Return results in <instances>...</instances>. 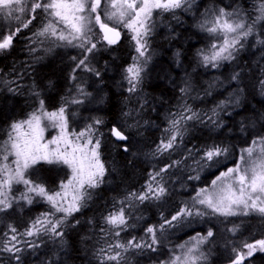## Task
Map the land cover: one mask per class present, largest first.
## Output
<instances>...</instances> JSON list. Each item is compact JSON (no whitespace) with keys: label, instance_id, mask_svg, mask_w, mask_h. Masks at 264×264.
Instances as JSON below:
<instances>
[{"label":"trees","instance_id":"1","mask_svg":"<svg viewBox=\"0 0 264 264\" xmlns=\"http://www.w3.org/2000/svg\"><path fill=\"white\" fill-rule=\"evenodd\" d=\"M253 2L254 0H195L187 10H178L173 16L166 15V20L158 27L159 34L156 33L159 35L154 42L156 56L153 63L146 65L142 82L135 93L127 91L129 85L125 79V68L132 53L124 45L127 42L122 40L112 46L98 45L99 51L95 53L93 64L100 71V77L87 72L77 73V82L89 94L86 98H81L91 107L74 114L79 104L69 105V112L73 114L69 129H83L94 118L104 120L105 123L100 127L104 133L102 159L108 169L104 183L94 190L88 206L75 214L74 220H79L80 223L65 230L66 243L63 247L47 236L39 239L24 237L39 247L27 248L20 245L25 248L20 254L21 264H97L94 251L104 243L100 235L102 217L114 208L118 209L119 201L129 192L141 190L154 169L173 160H183L181 166L170 169L166 174L170 195L164 201L145 202L129 210L132 216L129 220L131 227L121 233V239L126 241L133 236L147 239L145 229L150 225L158 226L161 223V213L165 217L174 214L198 188L208 186L219 171L224 170L225 166H231L239 149L249 145L258 135L264 134V87L260 83L264 80V44L257 43V35L249 37L236 60L225 62L219 68L202 66L196 55L200 48L209 43L206 34L197 28L206 10L219 7L229 10L240 8L251 17L255 15ZM39 19L37 15L33 25L14 38L12 47L0 52V139L11 122L25 118L37 106L36 97L31 95L34 85L45 99L48 110L58 108L76 95L74 82L69 79L74 66L70 58L78 56L79 50L67 49L65 55L63 52L55 53L54 63L29 62L32 42L27 37L36 30ZM3 23L9 22L6 20ZM1 28L4 29V25ZM257 33L264 39V27L258 25ZM170 38L172 39L165 44ZM237 72L240 79L233 81L231 77ZM5 79H9L10 87L16 89L11 95H6L4 90ZM49 81L54 82L52 87H49ZM186 83L190 85V91L182 94L180 89ZM236 96L239 97L238 104L230 103L227 108L218 109V117H213L222 126L217 127L207 121V116L212 115V109L221 101H229ZM185 104L200 113L205 123L191 121L190 126L188 122L182 144L171 154L154 157L152 153L156 145L162 138H166L165 129L169 127V119L172 114L179 113ZM75 116L82 117L83 122H76ZM114 125L121 127L129 135V152L122 151L120 145L124 142L113 140L110 129ZM212 145L228 147L232 154L228 160L221 157V164L205 167L199 172V180H189V176L197 174L193 169L199 171L195 161ZM187 149H192L191 156ZM185 157L188 158L184 159ZM67 176L66 166L53 163L38 165L36 175L32 178L43 183L48 190H54ZM48 208V204L34 201L30 206H14L13 210L0 213V240L5 239L4 233L8 232V225L15 226L19 233H23L30 222ZM245 219L250 221L249 218ZM244 220H224L213 216V223L206 225L169 228L161 237L162 243L156 252L129 251L126 254V264H159L160 261H166L171 255V249L177 250V245L183 244L197 232L205 234L210 227L215 233L213 239L222 232L220 236L227 243L224 250L228 252L226 257L211 258V264H229L232 256L230 242H253L262 239L260 236L264 235V229L259 234L250 233L242 225ZM233 226H238L239 232L235 235L227 230ZM0 264H16V261L8 253L0 252ZM244 264H264V253L257 251Z\"/></svg>","mask_w":264,"mask_h":264},{"label":"snow or ice","instance_id":"2","mask_svg":"<svg viewBox=\"0 0 264 264\" xmlns=\"http://www.w3.org/2000/svg\"><path fill=\"white\" fill-rule=\"evenodd\" d=\"M190 7L191 0H0V20L16 24L8 34H0V52L9 50L14 38L33 25L38 12L45 16V22L33 33L36 38L33 43L37 40L41 44L50 41L52 47L47 49L49 52L55 48L68 47L79 50L78 56L70 58L74 66L69 79L74 82L76 95L49 111L45 107V99L34 85L31 95L36 97L37 106L25 119L11 122L6 138L0 141V213H7L14 206H30L37 198L49 206L47 211L41 212L30 222L23 233H19L15 226L8 225L5 239L0 240V252L8 253L16 264H21L20 254L25 250L20 245L39 247L24 237L39 239L47 236L63 247L66 243L65 230L80 223L74 220L75 214L88 206L94 190L103 185L108 171L101 153L104 133L100 127L105 123L104 120L94 118L79 132L74 129L69 131V121L73 115L69 112V105L81 104V97L89 95L77 82V73L87 72L99 78L101 73L93 64L95 53L99 51L98 45L117 44L122 31L127 30L137 55L133 57V63L125 68V79L129 85L127 91L135 93L142 82V73L148 60L151 59L148 48L149 37L156 27L155 15H174L176 10H187ZM252 7L255 15L251 17L240 8L206 10L197 24V28L209 40L196 53L202 66L219 68L225 62L236 60L253 35H257V43L264 44L261 34L257 33L258 25L264 27V0H254ZM29 51L35 52L36 49L30 48ZM231 79L238 81L240 74L235 73ZM53 83L49 81V87ZM260 83L264 87V80ZM9 91L15 92L16 89L9 88ZM180 91L187 94L190 85L186 83ZM230 103L238 104L239 97L221 101L212 109V115L207 116V121L217 127L222 126L213 117H218V109L223 110ZM189 121L205 123L200 113L185 104L179 113L172 114L169 127L165 129L166 138L160 140L152 155L171 154L182 144ZM49 128L56 129L57 134L46 139L45 132ZM110 133L116 141L124 142L120 145L122 151H130V137L121 127L112 126ZM187 152L189 156L192 155V149H187ZM231 154L228 147H208L195 161L199 171L193 169L197 174L188 179L199 180L200 171L221 164L220 158L228 160ZM53 163L66 165L70 173L66 180L60 182L59 190L49 191L43 183L32 177L36 175L38 165ZM182 164L183 160H173L154 169L141 190L129 192L119 201L118 209L114 208L102 217L100 235L104 243L94 251L97 264H126V254L132 250L156 252L167 229L196 218L247 217L253 214L264 218V135H258L247 147L239 149L231 166H225L224 170L219 171L210 185L197 189L195 195L184 201L174 214L165 217L161 213V223L145 229L147 239L133 236L126 241L122 240L121 233L131 227L129 220L132 216L129 210L145 202L164 201L170 195L166 174ZM228 231L235 235L238 226ZM214 237L211 227L205 234L197 232L176 246L179 251L171 249L169 259L159 264H204L208 257L203 247L211 243ZM230 243L232 256L229 264H244L257 251L264 253V238L242 244Z\"/></svg>","mask_w":264,"mask_h":264},{"label":"rangeland","instance_id":"3","mask_svg":"<svg viewBox=\"0 0 264 264\" xmlns=\"http://www.w3.org/2000/svg\"><path fill=\"white\" fill-rule=\"evenodd\" d=\"M195 0H191V4H193ZM181 10V9H179ZM183 10V9H182ZM178 11V10H176ZM172 15V13H162V14H159V15H155V23H156V27L154 28L151 36L149 37V48H148V55H150L151 59L148 60V63H147V66L149 65V63H153L154 61V58L156 56V51L154 49V42H156L159 38V35L156 34V29L160 26H162V23H164V17L166 15ZM38 17L40 18L37 22V25L38 27L36 28L35 31L32 32V34L27 37V39L29 41H33V40H36L35 37H33V33L36 32L38 30V28L41 26L42 23L45 22V16L42 14V13H39L38 12ZM2 21V23H1ZM3 21H6V20H0V31H3L1 34H8V32L11 30V29H14L16 24L15 22H12L11 24H4ZM2 25H4V29L1 28ZM169 30V29H167ZM158 31V30H157ZM122 34L124 35V41L127 42L125 43V47H128L132 53H131V56H130V60H129V64L127 65V67L133 63V57L137 55V53L135 52V44L134 42L132 41L131 39V34L127 31V30H124L122 31ZM23 39H25V37L23 36L22 37ZM157 39V40H156ZM172 38H170L169 40H166L167 42H165V44H167ZM50 47H52V44L50 41H45L43 44H41L38 40L33 43L32 42V47L31 48H35L36 51L35 52H30L28 55H29V62L30 63H33V64H39V63H54V54L57 53V52H63V54L67 52V49H75V48H71V47H68V48H55L53 51L49 52L47 51V49H49ZM153 47V48H152ZM75 50H78V49H75ZM64 54V55H65ZM68 60V59H66ZM126 67V68H127ZM201 79V77H200ZM196 86V85H195ZM199 87V86H198ZM197 87V88H198ZM4 90L7 92L6 95H11L13 92L9 91V88H12V86L10 87V80L9 79H5L4 81ZM200 88V87H199ZM90 108V104L87 105L84 101L83 103L79 104L75 110H74V114L75 113H79V111H83L85 108ZM55 109H52V110H49V111H53ZM30 113V112H29ZM27 117V116H26ZM25 117V118H26ZM23 118V119H25ZM22 120V119H20ZM75 121L76 122H83V118L80 117V116H75ZM189 125L191 126L192 123L191 121H189ZM8 128H9V125L7 127V129L5 130L2 138L0 139V141H3L6 136H7V131H8ZM73 129H69V131H71ZM81 130V129H80ZM80 130H78L77 132H79ZM76 131V130H75ZM57 134V130L56 129H51L49 128L46 132H45V138L46 139H50L51 136L53 135H56ZM264 135V134H263ZM251 143V142H250ZM249 143V144H250ZM248 146V145H247ZM245 146V147H247ZM243 148V147H242ZM61 165V164H59ZM232 165V164H231ZM66 166V165H64ZM67 168V166H66ZM68 170V175L70 173V170L67 168ZM215 178V177H214ZM213 178V179H214ZM67 179V178H66ZM65 179V180H66ZM211 181L209 182V185H210ZM59 185L60 183L57 185V187L54 189V190H49V191H56V190H59ZM21 191L23 190V188L21 186H17ZM199 189V188H198ZM18 194V193H16ZM195 195V194H194ZM38 201H41L42 203H46L44 202L43 200H41L40 198H37L35 200V202H38ZM47 204V203H46ZM28 206V205H27ZM224 220H227V218H224L222 217ZM233 218H239L240 220H244L245 218H249L250 221H248V219H245L244 222H242V225L244 228H246L247 230L250 231V233L252 234H259L261 231H263L264 229V218L260 217L259 215H256V214H253V215H250V216H247V217H243V216H236V217H228V219H233ZM209 223H213V217H205V218H196V219H193L191 220L190 222H185L184 224H181V225H178V226H182V225H206V224H209ZM251 226H250V224ZM263 227V228H262ZM228 230V229H227ZM220 232V231H219ZM239 232V231H238ZM221 233L220 234H216V238L213 239V241L207 245H205L203 247V250L205 251V253L207 254V261L204 262V264H211L212 261H210L211 258H222V257H226L228 256V252H226L224 250V247H227V243L224 242L223 238H221ZM196 234V233H195ZM193 234V236L195 235ZM262 238H264V235L260 236ZM29 238V237H28ZM27 238V239H28ZM190 238H188L187 240H189ZM261 239V238H260ZM185 240V241H187ZM184 241V242H185ZM183 242V243H184ZM176 251H179V249H177ZM169 259V258H168Z\"/></svg>","mask_w":264,"mask_h":264},{"label":"flooded vegetation","instance_id":"4","mask_svg":"<svg viewBox=\"0 0 264 264\" xmlns=\"http://www.w3.org/2000/svg\"><path fill=\"white\" fill-rule=\"evenodd\" d=\"M157 30H158V28L156 29V33H158V31H157ZM158 34H159V33H158ZM121 38H122V39H121V41H122V40H123V38H124V35H123L122 33H121Z\"/></svg>","mask_w":264,"mask_h":264},{"label":"water","instance_id":"5","mask_svg":"<svg viewBox=\"0 0 264 264\" xmlns=\"http://www.w3.org/2000/svg\"><path fill=\"white\" fill-rule=\"evenodd\" d=\"M120 41H121V37H120V39H119L118 42H120ZM118 42H117V43H118ZM111 136H112V135H111ZM112 138H113V140H114L115 142H118V141L115 140V138H114L113 136H112ZM120 142H122V141H120Z\"/></svg>","mask_w":264,"mask_h":264}]
</instances>
